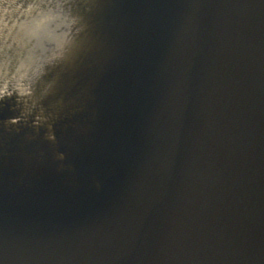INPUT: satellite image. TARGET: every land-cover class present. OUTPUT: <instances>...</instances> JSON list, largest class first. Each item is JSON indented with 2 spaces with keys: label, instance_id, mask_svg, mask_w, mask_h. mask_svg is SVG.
Masks as SVG:
<instances>
[{
  "label": "water",
  "instance_id": "obj_1",
  "mask_svg": "<svg viewBox=\"0 0 264 264\" xmlns=\"http://www.w3.org/2000/svg\"><path fill=\"white\" fill-rule=\"evenodd\" d=\"M80 3L64 87L0 39V264H264V0Z\"/></svg>",
  "mask_w": 264,
  "mask_h": 264
},
{
  "label": "rangeland",
  "instance_id": "obj_2",
  "mask_svg": "<svg viewBox=\"0 0 264 264\" xmlns=\"http://www.w3.org/2000/svg\"><path fill=\"white\" fill-rule=\"evenodd\" d=\"M81 1L35 0L24 4L25 0H0L2 47L8 48L12 43L17 45L20 54L17 68L20 79L35 81L41 74L54 70L56 74L52 75L51 80L56 86L62 83L61 86L64 87L69 83L64 80L71 78L67 74L72 75L81 70L83 55L89 51L90 42L87 39L90 34L96 33V23L93 20L98 13L93 7L80 3ZM98 10L103 11L102 8ZM69 19H72L71 23ZM71 27L76 34L82 32L86 39L77 44L62 43L60 34H66ZM3 61H6V65L4 70L0 66V79L4 77V71H8V60ZM20 79L16 81L23 82Z\"/></svg>",
  "mask_w": 264,
  "mask_h": 264
},
{
  "label": "bare ground",
  "instance_id": "obj_3",
  "mask_svg": "<svg viewBox=\"0 0 264 264\" xmlns=\"http://www.w3.org/2000/svg\"><path fill=\"white\" fill-rule=\"evenodd\" d=\"M86 2H84V4H85ZM68 21V20H67ZM69 22L71 23L72 22V19H69ZM72 26H73V24H72ZM69 29V28H68ZM73 33H75L74 32V30H73V27H71L69 30H68V32L66 33V34H60V36H59V38L60 39H63V40H61L62 41V43H67V42H71L72 43V40L74 41V40H77V35L76 34H73ZM80 36H81V39H80V42H82L83 41V34L82 33H78ZM71 36V37H70ZM73 36H76L75 38H73ZM78 40H79V38H78ZM60 41V42H61ZM47 134H46V137L47 138H49V139H52V132H51V130H50V128L48 127V129H47Z\"/></svg>",
  "mask_w": 264,
  "mask_h": 264
}]
</instances>
